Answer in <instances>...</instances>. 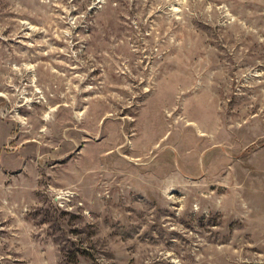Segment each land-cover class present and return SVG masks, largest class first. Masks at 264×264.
Wrapping results in <instances>:
<instances>
[{"label": "rangeland", "instance_id": "1", "mask_svg": "<svg viewBox=\"0 0 264 264\" xmlns=\"http://www.w3.org/2000/svg\"><path fill=\"white\" fill-rule=\"evenodd\" d=\"M0 264H264V0H0Z\"/></svg>", "mask_w": 264, "mask_h": 264}]
</instances>
